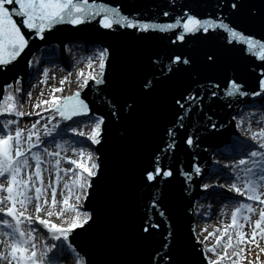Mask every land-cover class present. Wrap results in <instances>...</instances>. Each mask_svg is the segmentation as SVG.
<instances>
[{
    "label": "snow or ice",
    "instance_id": "obj_1",
    "mask_svg": "<svg viewBox=\"0 0 264 264\" xmlns=\"http://www.w3.org/2000/svg\"><path fill=\"white\" fill-rule=\"evenodd\" d=\"M217 7L227 9L228 15L200 19L185 12L174 23L156 24L130 19L121 13L119 7L96 4L94 0L93 3H89V0H0V71L7 70L8 66L17 61L29 48L31 39L44 40L46 31L58 24L79 26L99 17V26L106 30L114 26L139 29L145 33L149 29L162 33L182 29L171 41L173 45L185 43L186 36L202 33L207 38L211 34L210 30H222L226 34L227 45H242L244 54L253 58L251 90H246L245 85L238 80L229 79L224 97L260 98L264 101V36L257 38L254 34H246L231 23L229 17L241 12L244 0H224ZM248 13L250 16L259 14L251 8ZM163 15L169 16V13L164 12ZM109 54L108 48L97 50L94 59L91 56L88 58L86 67L89 71L76 73L75 92L71 95H58L64 91L63 87H52L48 98H38L32 111H24L25 90L19 87V79L6 83L0 89V264H61V257L67 259L68 253L75 254L76 264H86L73 246L71 237L78 231H86L95 223L94 214L85 210L83 201L90 196L94 178H99L101 165L98 157L86 150L80 141L72 142L78 145L72 149L78 158L61 156L63 146L57 142V137L71 132L76 137L86 136L92 145L102 143V125L105 123L102 116L94 117L88 133L73 127V124L78 123L73 118L89 115V104L81 98V93L90 87V81H94L95 85L105 83ZM204 59L208 66H212L217 63L218 57L210 51L205 53ZM32 63L28 61L29 66ZM192 63L191 57L175 54L169 57L166 71L162 66V74L173 72V65L191 66ZM43 75L45 79L41 83H46L47 69ZM157 80L145 78L141 85L142 94H151ZM66 83H70L69 77L59 81L60 85ZM219 88L218 83H212L207 88L199 85L197 90H186L173 98V120L164 131L166 139H162L163 147L158 148L153 163L142 175L147 187L152 188L157 181L176 174L172 167L165 166L164 160L174 158L171 154L176 151L178 143L189 149L198 147L199 136L188 131V122L195 110L203 113L204 96L210 92L211 97H218L219 93L215 89ZM27 97L31 99L30 91ZM133 107V103L127 104L129 110ZM261 107L264 109V104ZM41 112L50 113L43 124L41 119L45 118ZM112 115L119 118L116 111ZM25 116H37L39 119L32 122L30 127L22 128L20 118ZM57 116L59 120H56ZM203 119L206 122L204 128L208 131H219L224 127L223 124L218 125L207 113H203ZM232 119L237 121L236 127L252 143L239 142L233 146L234 150H239L241 158L232 165H226L235 173L227 177L228 183H203L201 187L205 191L217 187L226 188L244 200H237L232 206L230 223H224L214 231L205 228L203 231L207 234L202 240L197 236V243L203 245L201 255L204 256V264H264L261 255L264 254V127L253 131L252 121L249 120L245 128L243 117L237 120L233 116ZM63 121L72 123L61 126ZM255 123L260 124L261 121L256 120ZM51 143H55L56 151L49 150L48 145ZM65 160L70 167H62V161ZM45 164L48 167H44ZM44 172H54L55 179L46 182ZM178 172L189 182L203 174L197 164H193L190 171H185L181 166ZM61 173L68 179H64ZM62 180V190L58 191ZM245 200L252 203H246ZM159 201V195H153L151 208L158 211L162 219L154 222L149 214L139 229L141 239L156 233L161 236L159 247L154 249L155 254L149 258L148 264H181L173 251L179 248L180 242L171 224H168L166 233L161 230L168 217L160 209ZM209 237L214 239L210 246L205 243ZM38 240L41 242L38 243ZM249 256L253 258L249 259Z\"/></svg>",
    "mask_w": 264,
    "mask_h": 264
},
{
    "label": "water",
    "instance_id": "obj_2",
    "mask_svg": "<svg viewBox=\"0 0 264 264\" xmlns=\"http://www.w3.org/2000/svg\"><path fill=\"white\" fill-rule=\"evenodd\" d=\"M94 2L119 7L123 15L145 23H174L185 12L200 19L228 15L227 9L217 7L224 0ZM250 8L259 14L250 16ZM164 12L169 16H164ZM98 19L79 26L58 24L46 31L44 40L31 39L29 48L17 61L7 70L0 71V89L18 78L22 86L26 85L29 81L25 79L28 61L49 47L58 49L62 59L65 47L76 43L82 44L87 51L108 48L105 83L95 85L94 81L89 82L90 87L81 93V98L89 104V115L73 118L77 124L82 117L89 120L102 116L105 120L102 143L92 146L101 165L99 178H94L91 194L84 203L85 210L94 214L95 223L71 237L73 246L86 264H148L149 258L155 254L154 249L159 247L161 236L156 233L141 239L139 229L149 214L154 222L162 219L158 211L151 208L152 196L159 195L160 209L168 217L161 230L166 233L168 224H171L180 242L179 248L173 251L181 264H204L202 245L197 243L192 232L194 205L201 200V185L211 175L212 158L234 146L239 138L232 117L238 118L249 104L264 103L260 98H225L223 95L229 79H236L245 85L246 90H251L253 58L244 54V46L227 45L222 30H210L207 38L202 33L186 36L185 43L173 45L171 41L182 29L166 33L149 29L145 33L139 29L114 26L106 30L99 26ZM229 19L246 34H254L257 38L264 36V0H244L241 12ZM210 51L218 57L212 66H208L204 59L205 53ZM175 54L191 57L192 65H173V72L162 74V66L166 71L169 57ZM145 78H158L149 95L142 94L141 85ZM212 83L220 85L215 89L219 96L211 97L210 92L204 96L203 113L211 115L218 125L224 127L219 131L206 130L203 113L195 110L188 122V131L199 136L198 147L189 149L178 143L176 151L171 154L174 158L164 160L165 166L172 167L176 174L157 181L152 188L147 187L142 175L153 163L158 148L163 147L164 131L173 120V98L186 90H197L199 85L207 88ZM128 103L134 104L131 110L127 108ZM113 111L117 112L118 119L112 115ZM193 164L200 166L203 174L189 182L179 175L178 169L183 166L185 171H190Z\"/></svg>",
    "mask_w": 264,
    "mask_h": 264
},
{
    "label": "rangeland",
    "instance_id": "obj_3",
    "mask_svg": "<svg viewBox=\"0 0 264 264\" xmlns=\"http://www.w3.org/2000/svg\"><path fill=\"white\" fill-rule=\"evenodd\" d=\"M47 52L53 58L49 61L42 62V65L44 66L41 65L42 67L40 70H38L36 76L30 78L28 83L31 80L34 81L31 84L29 83L28 86H27L28 83L24 86H22V84L19 85V87H22L23 89L25 86H27V88L23 93L25 98L24 111L26 112L33 110V105L36 103L38 98H48L50 89L52 87H63L64 91L58 94V95H63V93H65L66 91V88L68 87L66 85L69 83H66L65 85H60L59 81L65 77H69L70 83L76 82L77 70L78 69L80 71L82 69L84 70L88 58L91 56L94 59V54L97 52V50L87 51V49H85V47L82 44L76 43L65 47L64 57L66 56V58L64 59H62L59 50L56 48L48 49ZM81 64L84 66L82 67ZM45 69L48 70L47 82L41 83V81L45 79L43 75ZM69 74H71V76H69ZM29 91L32 93L31 99H28L27 97V93ZM41 93H43V97H41ZM262 104L264 103L249 104V107H246V110L240 114L237 120L243 117L245 120V124H244L245 128L248 126L247 122L249 120L252 121L251 123L252 130L258 131L261 127H264V109H262L261 107ZM36 111H40V110L36 109ZM49 115L50 113L48 112H41V116L45 118V119H41V124L45 123V120ZM84 118L85 117L81 118L82 120L79 122V124H73V127H77L79 130H83L85 131V133H88L91 131L90 125L92 124L93 119L87 120ZM37 119H39V117L37 116L22 117L20 118V127L22 128L25 126L30 127L31 123ZM56 120H59L58 116L56 117ZM256 120H260L261 123L260 124L255 123ZM53 123H55V120L53 121ZM236 123L237 121L235 120V124ZM63 124H71V123H69L68 121H63L61 122V126ZM237 132L239 138L236 139L234 145H236L239 142L252 143L250 140H248L247 136L243 131L237 128ZM65 141H68L69 143H65ZM73 141L82 142L86 150L92 151L95 154V156H97L96 151L92 148V146H97V145H92L90 141H87L86 136L76 137L71 132L67 133V135L61 134V137H57V142H59L63 146V150L61 151V156L78 158L76 155H74L72 150L73 147H78V145L73 144L72 143ZM48 146H49V150L52 151L57 150L55 148V143H51ZM36 150L37 149H33V151ZM40 150H42V148ZM217 155L220 156L222 161L214 165V167L211 170L212 171L211 175L206 179L205 183H209L213 185L226 184L229 182L227 180V177L231 175H235L231 167H226V165H232L238 159L241 158L239 150L238 149L234 150L232 146L231 148L225 150L224 152H220ZM46 159H50V158L46 157ZM44 167H48V165L45 164ZM62 167L68 168L70 167V165H68L65 160L62 161ZM45 173H47L48 175L44 174V177L48 176L52 178V180L55 179L54 172L53 173L45 172ZM241 175H243V173H241ZM61 176L64 177V174L61 173ZM64 179H68V177H64ZM62 185H63V180L61 181V184L58 186V191L62 190ZM201 191H204L201 200L195 203L193 212L196 211L198 212L197 213L198 217L201 220L200 223L204 226V229L206 228L208 231H214L215 228L222 227L224 223H230V213L232 210V206L235 204L237 200H244L243 197H238L235 193L228 192L226 188L221 189L217 187L205 191L201 187ZM244 202L252 203L251 201H246V200ZM84 203L85 200L83 201V205ZM206 234L207 233L205 232L204 235ZM39 242L41 241L38 240V243ZM205 243L210 246L212 243H214V239L212 237H209V240L206 241ZM67 255H68L67 259L61 257V264H76L77 257L75 256V254L68 253Z\"/></svg>",
    "mask_w": 264,
    "mask_h": 264
},
{
    "label": "bare ground",
    "instance_id": "obj_4",
    "mask_svg": "<svg viewBox=\"0 0 264 264\" xmlns=\"http://www.w3.org/2000/svg\"><path fill=\"white\" fill-rule=\"evenodd\" d=\"M55 47V46H54ZM49 49H54V48H50ZM48 49L42 51V52H39L37 55H35V57H33L31 59V61L33 62L31 66H29L28 64V67H27V72H26V78L25 79H30L32 77H35L36 74L38 73V70L41 69L42 66V62H46V61H49L51 60L53 57L50 56V54H48ZM74 57V56H73ZM66 58V56L64 57ZM80 63V61H79ZM42 65V66H41ZM81 66L83 67L84 65L81 64ZM83 70V69H82ZM80 71L79 69L77 70V72ZM85 72L89 71V69L87 67H84V70ZM53 75V74H52ZM19 79V78H18ZM20 80V79H19ZM27 83V81H26ZM30 83V82H29ZM29 83L27 84V86L29 85ZM22 84V83H21ZM27 86L24 87V90L27 88ZM42 86V85H41ZM66 86H68L66 88V91L65 93H63V95H71L73 92L76 91V82L74 83H69L67 84ZM34 87V86H33ZM32 87V88H33ZM34 89V88H33ZM32 89V90H33ZM92 126V124L90 125V127ZM95 155V154H94ZM221 158L220 156H218L217 154L212 158V161H211V166L214 167V165H216V163L218 162H221ZM66 168V167H64ZM45 175H48L47 173L44 172ZM45 181L48 182L49 180H52V178L48 177V176H45ZM198 212H193V215H192V218H193V226H192V232H193V229L195 228V233L193 232V235L194 237L196 238L197 240V236H199V239L202 240L205 232L203 231L204 230V226L200 223V219L198 217ZM209 228V227H208ZM262 255V258H264V254H261ZM249 259H252L253 257L252 256H249L248 257Z\"/></svg>",
    "mask_w": 264,
    "mask_h": 264
}]
</instances>
